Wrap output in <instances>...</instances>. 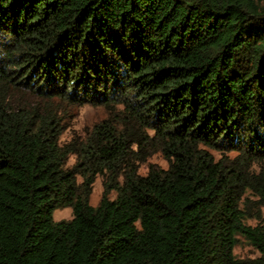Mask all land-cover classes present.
<instances>
[{
	"label": "trees",
	"instance_id": "trees-1",
	"mask_svg": "<svg viewBox=\"0 0 264 264\" xmlns=\"http://www.w3.org/2000/svg\"><path fill=\"white\" fill-rule=\"evenodd\" d=\"M84 105L107 117L64 140ZM248 194L264 207L261 1L0 0V264H264Z\"/></svg>",
	"mask_w": 264,
	"mask_h": 264
},
{
	"label": "rangeland",
	"instance_id": "rangeland-1",
	"mask_svg": "<svg viewBox=\"0 0 264 264\" xmlns=\"http://www.w3.org/2000/svg\"><path fill=\"white\" fill-rule=\"evenodd\" d=\"M261 4L264 6V0ZM107 117L106 111L101 107H93L89 105L68 107L64 114L65 133L63 139L69 141L72 137L84 135L87 130H90L96 123ZM217 154V153H215ZM218 155V154H217ZM75 163V157L69 159L68 164L71 166ZM149 166L158 168H167V162L159 152H154L148 159L145 165L139 170L140 174H146ZM104 195L103 178L98 177L92 189L90 196V204L97 207L102 201ZM249 199L245 212L247 218L245 224L255 227L258 224H264V207H260L258 199L248 194ZM117 196L116 191H111L108 195L109 199L113 200ZM73 218V211L70 207H61L54 212L55 222H67ZM237 245L234 249V254L239 260H254L261 257V253L253 247L243 236H237Z\"/></svg>",
	"mask_w": 264,
	"mask_h": 264
}]
</instances>
